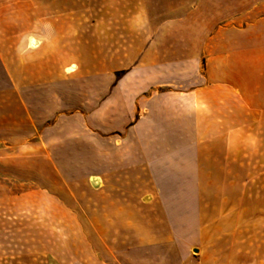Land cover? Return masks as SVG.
Masks as SVG:
<instances>
[{"label":"rangeland","instance_id":"1","mask_svg":"<svg viewBox=\"0 0 264 264\" xmlns=\"http://www.w3.org/2000/svg\"><path fill=\"white\" fill-rule=\"evenodd\" d=\"M192 8L0 0V251L26 263L178 264L162 259L156 205L141 211L128 180L99 178L124 133L100 131L98 108L139 63L142 43L162 39L176 63V32L192 28ZM152 25L169 34L147 38ZM27 34L41 37L37 47L25 48ZM170 71L183 74L177 64ZM136 209L142 221L153 217L147 245L135 234L140 220H130Z\"/></svg>","mask_w":264,"mask_h":264},{"label":"crops","instance_id":"2","mask_svg":"<svg viewBox=\"0 0 264 264\" xmlns=\"http://www.w3.org/2000/svg\"><path fill=\"white\" fill-rule=\"evenodd\" d=\"M105 2L193 5V25L177 29L176 63L162 39L142 43L139 63L99 105V130L124 133L99 178L128 180L141 211L156 205L162 259L264 264V0ZM168 34L152 25L143 35ZM29 35L41 38L25 35L26 49ZM175 64L183 74L171 73ZM137 212L130 220L147 245L153 217ZM0 264L42 261L0 251Z\"/></svg>","mask_w":264,"mask_h":264},{"label":"bare ground","instance_id":"3","mask_svg":"<svg viewBox=\"0 0 264 264\" xmlns=\"http://www.w3.org/2000/svg\"><path fill=\"white\" fill-rule=\"evenodd\" d=\"M40 41H41V38H39L35 35H29L27 38L26 44H27V47L29 46L31 48H34L39 44Z\"/></svg>","mask_w":264,"mask_h":264},{"label":"trees","instance_id":"4","mask_svg":"<svg viewBox=\"0 0 264 264\" xmlns=\"http://www.w3.org/2000/svg\"><path fill=\"white\" fill-rule=\"evenodd\" d=\"M124 73H125V71H122V72H121V74H124ZM118 79H119V77H117V78H116V80H115V82L113 83V85H112V86H114V85H115V83H116V81H117Z\"/></svg>","mask_w":264,"mask_h":264}]
</instances>
